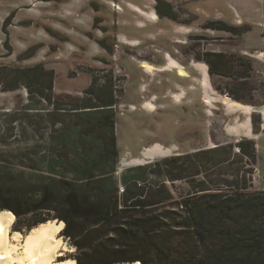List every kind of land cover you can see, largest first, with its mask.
I'll list each match as a JSON object with an SVG mask.
<instances>
[{
  "label": "rangeland",
  "instance_id": "obj_1",
  "mask_svg": "<svg viewBox=\"0 0 264 264\" xmlns=\"http://www.w3.org/2000/svg\"><path fill=\"white\" fill-rule=\"evenodd\" d=\"M126 1L129 7L121 0H0V209L15 213L12 227L23 234L38 219L62 220L57 199L68 195V181L87 187L100 203L109 194L117 196L122 208L121 176L136 165L145 166L138 180L146 191L162 192L161 211L171 209L167 202L196 191L201 180L208 191L228 181L243 184L244 179L250 190H264V60L257 56L264 52V0ZM123 7L131 8L135 27L122 23L130 17ZM101 39L109 50L99 44ZM216 52L227 54V65L217 64L221 59ZM169 56L185 70L184 76L167 67ZM207 60L216 63L217 72L211 73ZM37 64L54 72L52 90L40 83L44 75ZM111 94L116 156L110 154L111 133L101 125V112L76 109ZM246 138L256 147L252 160L237 145ZM229 143L234 145L229 157L219 149L185 159L188 178L172 179L182 171L165 165L170 156ZM99 152L106 156L99 169L88 180L78 177L76 162L99 159ZM151 168L165 175H153ZM102 172L112 176L114 190L98 196L105 182L99 181ZM31 202L48 207L26 211ZM173 210L172 228L159 226L151 237H137L147 241L144 258L152 257V264L179 263L184 211ZM121 215L113 226H93L82 216L69 221L97 236L96 250L110 253L126 246L131 251L130 242L124 243L116 231L117 224L130 220ZM62 230L68 250L58 258L84 260L90 255L83 241ZM161 250L166 253L156 256Z\"/></svg>",
  "mask_w": 264,
  "mask_h": 264
},
{
  "label": "trees",
  "instance_id": "obj_2",
  "mask_svg": "<svg viewBox=\"0 0 264 264\" xmlns=\"http://www.w3.org/2000/svg\"><path fill=\"white\" fill-rule=\"evenodd\" d=\"M156 9L158 11V6H156ZM166 13L169 15V10H166ZM223 29L228 30L230 28L224 27ZM98 42L105 49H110L109 46L104 44L103 39ZM215 55L221 59L217 64L224 63L227 65V60L225 59L227 54L216 52ZM207 63L211 73L217 72V69H215L216 63L210 60H207ZM36 66L42 65L37 64ZM248 66L250 67V62H248ZM42 69L44 76L40 79V83L44 88L52 90L54 72L51 69L43 68V66ZM25 71L19 69L20 73ZM17 76L19 77L21 74H17ZM37 78L39 79L40 76L38 75ZM39 93L42 97L45 96L43 91H39ZM48 100L50 101L51 99L48 98ZM114 104L115 100L111 94L105 101H99L90 106L76 107V109L92 107L101 112L99 115L103 116L101 125L105 127L104 129L107 132L111 133L110 143L112 148L110 154L112 156L117 155L112 110ZM237 145L242 155L247 157V159L252 160L256 157V147L253 140L240 139ZM233 147L234 145L231 143L227 145L217 144L203 152L198 150L193 154H178L170 156L164 161L165 165L171 164L182 171L180 174L173 176L174 178L172 179L188 178L190 174L185 172L186 168H182L185 159L190 160L191 156L200 157L201 154H208V152L213 154L216 151L218 152L219 149L226 151V155L228 154L229 157L232 154ZM103 151L108 152V150ZM105 152H99V159L87 157L83 162H76L73 171L82 179H90L92 170L99 169L98 165L105 161ZM208 159L211 160L212 157ZM221 162L223 160H220ZM57 163L61 162L57 161ZM159 164L160 162L157 161V165ZM55 167L57 166H51V169H55ZM130 169L131 174H123L121 176V182L125 185L122 194L124 203L122 208H119L117 196L109 194L105 198L106 200L100 203L94 199V194L85 190L87 187L69 181L66 182L68 195L65 199H57L60 206V217L65 222L62 231L70 238H78L83 241V245L89 247L87 250H91L90 255L86 256L84 260L75 258L76 264H125L134 260H139V264H152V257H150L151 261L144 258V252L147 249L143 245L148 244L147 241L139 242L137 237L142 235L149 238L154 232L157 233L159 231V226L165 227L169 225L172 228L176 217L175 214L177 213L173 210L174 206L184 211V216L179 226L183 242H181V251L177 252L178 264H264V190H250L247 180L244 179L243 184L228 181L222 188H213L208 191L204 186L205 180H201L196 187V191L181 200L167 202L171 209L168 208V210L161 211L157 205L162 203L164 198L162 192L160 190H157L156 193L152 192V190L147 192L145 184L141 185L138 180L142 178L145 166L136 165ZM150 170L153 175L164 174L162 170L160 172H157L155 168ZM200 172V170H197L194 174L197 175ZM100 175L101 179L99 181L104 180L105 182L99 185L98 196L101 194L106 195L114 190L112 176L107 175L105 172ZM53 179L57 180L56 178ZM132 185L134 189L131 192ZM150 196H153V198L150 199ZM40 202L28 203L26 211L48 207ZM80 209H84L83 214L82 212L80 213ZM121 214H128L130 220H127L126 225L117 224L116 231L126 239L124 243L130 242V245H132L131 251H127L128 247L126 248V246L120 248L121 250L110 253H107V250H99V248L96 250L94 241L97 236H93L90 230L85 229L84 225L80 223L72 225L69 221L71 218L75 219L82 216L84 221H90L93 226H98L103 222L108 226H113L114 220L115 223H118L116 221L120 220ZM166 215L171 221L166 219ZM91 216L93 217L92 219H90ZM45 220L38 219L39 223ZM33 225H35V222ZM33 225L28 224V229ZM71 225L72 228L70 229ZM95 230L98 229L92 231ZM151 241L155 242L153 238H151ZM78 242L75 244L76 247L82 245ZM139 243L140 247L134 248ZM163 253L166 252L161 250L157 252L156 256L161 257Z\"/></svg>",
  "mask_w": 264,
  "mask_h": 264
},
{
  "label": "bare ground",
  "instance_id": "obj_3",
  "mask_svg": "<svg viewBox=\"0 0 264 264\" xmlns=\"http://www.w3.org/2000/svg\"><path fill=\"white\" fill-rule=\"evenodd\" d=\"M15 220L10 209H0V264H76L73 257L58 258L68 250L60 234L64 221L47 219L23 234L12 227Z\"/></svg>",
  "mask_w": 264,
  "mask_h": 264
},
{
  "label": "crops",
  "instance_id": "obj_4",
  "mask_svg": "<svg viewBox=\"0 0 264 264\" xmlns=\"http://www.w3.org/2000/svg\"><path fill=\"white\" fill-rule=\"evenodd\" d=\"M122 1V3L124 2V4H125V7H129V4H128V2L126 1V0H121ZM125 8L123 7L122 8V12L123 13H125V14H127V15H129L130 17H125V18H123L124 20L122 21V23L123 22H125V23H130V25H132V26H134L133 24H131L132 23V19H134V17L133 16H135L134 14H133V12L130 10L131 8H128V10H124ZM153 15H155L156 16V14H152V18H154L155 16H153ZM135 27V26H134ZM122 34V33H121ZM123 35V34H122ZM141 65L142 66H146L147 65V63L146 62H144V61H142L141 62ZM167 67L168 68H176V71H177V73L182 77V76H184L185 75V70L181 67V66H179V64H178V62H176V60L174 59V58H172L171 56H169L168 58H167ZM175 66V67H174ZM180 72H182V73H180ZM224 103H226V101H224Z\"/></svg>",
  "mask_w": 264,
  "mask_h": 264
},
{
  "label": "built area",
  "instance_id": "obj_5",
  "mask_svg": "<svg viewBox=\"0 0 264 264\" xmlns=\"http://www.w3.org/2000/svg\"><path fill=\"white\" fill-rule=\"evenodd\" d=\"M109 4H110V6L112 7V8H114V9H121V7L118 5L119 3H116V2H114V1H109ZM260 25L262 26V27H264V21L263 22H260ZM258 57H260L261 59H263L264 60V52H261L259 55H257Z\"/></svg>",
  "mask_w": 264,
  "mask_h": 264
},
{
  "label": "flooded vegetation",
  "instance_id": "obj_6",
  "mask_svg": "<svg viewBox=\"0 0 264 264\" xmlns=\"http://www.w3.org/2000/svg\"><path fill=\"white\" fill-rule=\"evenodd\" d=\"M107 51V49H105Z\"/></svg>",
  "mask_w": 264,
  "mask_h": 264
}]
</instances>
